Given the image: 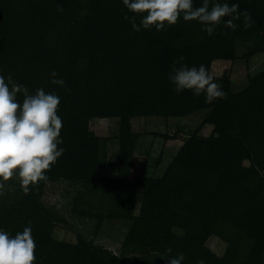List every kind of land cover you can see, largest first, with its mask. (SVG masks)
<instances>
[{
  "label": "trees",
  "instance_id": "obj_1",
  "mask_svg": "<svg viewBox=\"0 0 264 264\" xmlns=\"http://www.w3.org/2000/svg\"><path fill=\"white\" fill-rule=\"evenodd\" d=\"M202 2L193 0L197 7ZM213 2L238 3L254 25L245 29L241 19L233 31L222 23L209 36L199 22L181 17L166 30L137 32L122 0H0V76L60 97L64 152L48 180L25 193L14 175L0 189V230L15 236L31 222L34 264H166L179 254L181 264H264V71L235 92L230 73L214 70L235 63L241 45L247 61L264 52V0ZM180 63L204 65L226 98L209 104L203 94L175 92L169 74ZM53 70L64 86L50 82ZM200 112L207 117L161 177H132L139 141L132 120ZM94 119L119 120L114 178L99 176L107 139L91 129ZM205 126L213 127L211 135H201ZM61 182L81 187L73 213L101 224L106 205L107 217L130 224L120 254L83 237L56 239L59 221L44 196L49 184ZM212 240L224 244L222 254Z\"/></svg>",
  "mask_w": 264,
  "mask_h": 264
},
{
  "label": "clouds",
  "instance_id": "obj_2",
  "mask_svg": "<svg viewBox=\"0 0 264 264\" xmlns=\"http://www.w3.org/2000/svg\"><path fill=\"white\" fill-rule=\"evenodd\" d=\"M122 3L132 14L126 15L125 19L137 32L141 28L166 30L181 17L185 22H199L202 31L209 36L222 23L233 31L241 19L245 29L254 25L249 11H239L238 3L213 2L210 6V0H203L198 7L194 6L193 0H122ZM57 11L62 12L63 8L58 6ZM137 17L140 18L139 25ZM179 60L183 61L184 57ZM50 77L53 85L64 86V80L56 78L55 70ZM169 80L175 92L191 91L197 97L203 94L209 104L226 98L221 85L204 65H174ZM59 104L60 97L55 93L45 92L43 88L31 93L11 75L7 80L0 76V189L5 186L3 182L10 181L14 175L25 193L30 191V186L48 180L46 172L64 152L58 147L63 143L60 139L62 119L57 114ZM30 225L31 222L15 236L0 230V264H34L36 244ZM166 251L170 253L171 248ZM183 259V254H179L169 257L166 264H181ZM197 264H204V261Z\"/></svg>",
  "mask_w": 264,
  "mask_h": 264
},
{
  "label": "rangeland",
  "instance_id": "obj_3",
  "mask_svg": "<svg viewBox=\"0 0 264 264\" xmlns=\"http://www.w3.org/2000/svg\"><path fill=\"white\" fill-rule=\"evenodd\" d=\"M247 52L246 46L238 48V60L235 63L216 64V73L228 71L233 79L235 92L242 90L247 85L248 76H254L264 71V52L251 58L249 61L243 56ZM207 117L206 112L196 113L188 117L173 118H136L132 120L133 132L138 134L139 141L136 154L138 160L133 170L132 177H161L168 165L174 160L179 148L184 143L191 131L197 130ZM91 129L100 137L107 139V164L99 171L100 178H114L117 176L119 156L118 119H94ZM213 127L205 126L201 135L209 136ZM167 135H176L174 140H168ZM158 161L159 164H158ZM158 164V166H157ZM17 181L19 182L18 178ZM81 187L66 182L51 183L48 185L44 196L46 206L56 214V227L53 234L58 240L77 242L79 237L92 241L97 246H102L115 254H120L121 247L130 224L126 221L107 217L108 208L100 206L102 219H90L73 213V200L78 195ZM142 189L137 197L135 213L139 212ZM111 201V200H110ZM109 202V201H107ZM210 247L217 254H222L224 244L219 240H212Z\"/></svg>",
  "mask_w": 264,
  "mask_h": 264
}]
</instances>
